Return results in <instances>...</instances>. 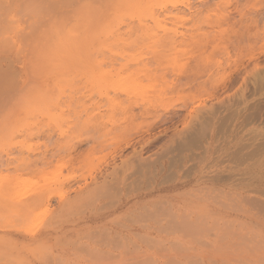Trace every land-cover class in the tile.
Wrapping results in <instances>:
<instances>
[{
	"label": "rangeland",
	"instance_id": "rangeland-1",
	"mask_svg": "<svg viewBox=\"0 0 264 264\" xmlns=\"http://www.w3.org/2000/svg\"><path fill=\"white\" fill-rule=\"evenodd\" d=\"M0 264H264V0H0Z\"/></svg>",
	"mask_w": 264,
	"mask_h": 264
},
{
	"label": "bare ground",
	"instance_id": "bare-ground-1",
	"mask_svg": "<svg viewBox=\"0 0 264 264\" xmlns=\"http://www.w3.org/2000/svg\"><path fill=\"white\" fill-rule=\"evenodd\" d=\"M168 9H169V8H168ZM168 11H169V10H168ZM170 11H171V10H170ZM171 36H172V35H171ZM172 38H173V37H172ZM173 39H174V38H173ZM176 54H177V53H176ZM173 58H174V57H173ZM173 58H172V59H173ZM193 66H195V65H193ZM193 66L190 65V63L188 64V67H189V68H193ZM111 91H114V89H113V88L106 89V90L104 91V93L107 95V97L112 98L113 95H114V93H115V91L112 93L113 95L110 97V92H111ZM173 114H174V113H173ZM159 132H161V131H159ZM190 132L193 133L192 130H191ZM191 133H190V134H191ZM191 136H192V134H191ZM191 136H190V137H191Z\"/></svg>",
	"mask_w": 264,
	"mask_h": 264
}]
</instances>
